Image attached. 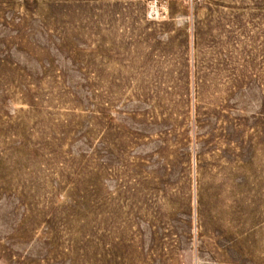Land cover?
Returning a JSON list of instances; mask_svg holds the SVG:
<instances>
[{
    "label": "rangeland",
    "instance_id": "1",
    "mask_svg": "<svg viewBox=\"0 0 264 264\" xmlns=\"http://www.w3.org/2000/svg\"><path fill=\"white\" fill-rule=\"evenodd\" d=\"M0 264H264V0H0Z\"/></svg>",
    "mask_w": 264,
    "mask_h": 264
}]
</instances>
